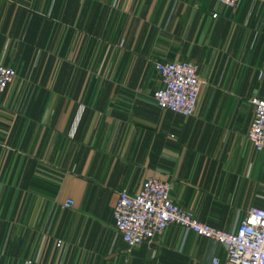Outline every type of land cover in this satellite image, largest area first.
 <instances>
[{"label": "crops", "instance_id": "crops-1", "mask_svg": "<svg viewBox=\"0 0 264 264\" xmlns=\"http://www.w3.org/2000/svg\"><path fill=\"white\" fill-rule=\"evenodd\" d=\"M174 59L205 80L190 116L152 97L154 62ZM0 62L16 72L0 92V264L222 262L223 243L174 223L127 250L112 205L150 175L218 228L264 208V153L245 136L264 0H0Z\"/></svg>", "mask_w": 264, "mask_h": 264}, {"label": "built area", "instance_id": "built-area-1", "mask_svg": "<svg viewBox=\"0 0 264 264\" xmlns=\"http://www.w3.org/2000/svg\"><path fill=\"white\" fill-rule=\"evenodd\" d=\"M234 6L239 0H215ZM216 12L212 15L216 16ZM155 69L160 86L152 93L161 108L190 116L205 80L198 64L190 59L156 60ZM16 72L0 62V92L13 80ZM251 116L245 131L246 139L255 150L264 153V97L250 96ZM171 184L156 176L143 179L133 193L121 188L112 205L113 225L126 244L127 250L142 243L151 244L171 224L181 226L223 243L224 260L214 255L209 264H264V208L250 205L233 229L215 227L197 219L193 211L176 202L170 192ZM73 199L66 198L61 206H69Z\"/></svg>", "mask_w": 264, "mask_h": 264}]
</instances>
